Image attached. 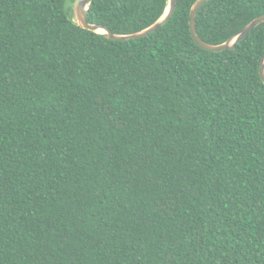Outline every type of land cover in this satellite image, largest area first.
Returning a JSON list of instances; mask_svg holds the SVG:
<instances>
[{
    "label": "trees",
    "instance_id": "trees-1",
    "mask_svg": "<svg viewBox=\"0 0 264 264\" xmlns=\"http://www.w3.org/2000/svg\"><path fill=\"white\" fill-rule=\"evenodd\" d=\"M78 0H0V264H264V22L196 0L141 38ZM169 0H92L114 33ZM264 0H208L220 44Z\"/></svg>",
    "mask_w": 264,
    "mask_h": 264
},
{
    "label": "water",
    "instance_id": "water-1",
    "mask_svg": "<svg viewBox=\"0 0 264 264\" xmlns=\"http://www.w3.org/2000/svg\"><path fill=\"white\" fill-rule=\"evenodd\" d=\"M92 0H78L74 5V15L76 17V22L89 30L103 33L108 38L118 41H126L130 39L135 38H141L149 35L150 33L156 31L158 28L163 26L173 15L175 9H176V3L177 0H169L168 7L165 11V13L152 25L149 27L134 33H127V34H118L114 33L110 28L103 24L98 23H91L88 20V12L89 7ZM208 0H196V2L193 4L191 10H190V31L194 38V40L197 42V44L201 47H203L206 50L209 51H222L226 49H234L238 45V43L246 37L255 27L260 25L264 22V14L254 18L252 21H250L245 27H243L238 33H236L234 36L229 38L223 43L220 44H211L203 40L197 32L196 27V17L198 14L199 9L207 2ZM260 75L264 81V56L262 58L260 68H259Z\"/></svg>",
    "mask_w": 264,
    "mask_h": 264
},
{
    "label": "bare ground",
    "instance_id": "bare-ground-1",
    "mask_svg": "<svg viewBox=\"0 0 264 264\" xmlns=\"http://www.w3.org/2000/svg\"><path fill=\"white\" fill-rule=\"evenodd\" d=\"M73 18L76 19L75 15H73Z\"/></svg>",
    "mask_w": 264,
    "mask_h": 264
}]
</instances>
